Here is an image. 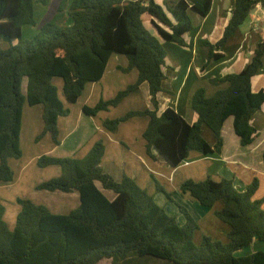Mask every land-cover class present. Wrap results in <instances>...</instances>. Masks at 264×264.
Returning a JSON list of instances; mask_svg holds the SVG:
<instances>
[{
    "label": "trees",
    "instance_id": "16d2710c",
    "mask_svg": "<svg viewBox=\"0 0 264 264\" xmlns=\"http://www.w3.org/2000/svg\"><path fill=\"white\" fill-rule=\"evenodd\" d=\"M51 0H0V183L14 181L10 161L23 157L21 131L25 105H42L44 129L40 139L50 135L60 145L59 119L71 111L60 97L55 80L63 83L66 103L76 104L90 83L100 82L113 55L125 56L128 66L122 71H138V80L114 99L83 107L86 116L119 104L147 83L153 109L130 111L117 119L103 121L111 133L130 119L147 117L144 132L147 149L157 151L173 168H178L197 151L204 156L220 155L222 131L229 118L243 147L256 139L253 117L264 105V91H252V79L261 73L264 40L253 59L238 74L216 78L215 85L226 89L208 97L205 89L193 96L191 106L199 116L191 125L179 113L167 108L161 115L159 93L164 91L167 53L160 40L185 45L184 37L193 29L190 13L207 16L212 0H63L55 17L44 23L32 40L23 39L24 27H36L35 5L48 6ZM235 7L224 37L216 44L201 41L207 64L224 59L218 53L264 0H234ZM152 16L159 38L143 23ZM159 22L166 29L158 25ZM27 79L26 94L23 79ZM209 130L214 143L205 137ZM106 148L95 143L82 159L42 156L40 168L58 166L61 175L44 182L38 190L77 192L80 206L67 215L53 214L43 205L18 199L21 210L11 231L0 200V264H264V252L235 257V253L264 243V198L255 200L258 180L244 192L234 182L187 180L181 186L201 206L221 205L217 218L229 228L228 243L205 237L195 243L197 224L181 208L186 225L181 227L137 182L124 176L117 181L101 163ZM264 161V158H263ZM114 194L109 199L98 187ZM168 197L170 195L168 194Z\"/></svg>",
    "mask_w": 264,
    "mask_h": 264
},
{
    "label": "crops",
    "instance_id": "0c3cea01",
    "mask_svg": "<svg viewBox=\"0 0 264 264\" xmlns=\"http://www.w3.org/2000/svg\"><path fill=\"white\" fill-rule=\"evenodd\" d=\"M164 1L156 0L161 6H164ZM234 7V0H212V7L207 16L190 13L194 29L185 35L184 46L160 40L167 53L164 68L167 79L163 85L164 91L158 95L159 115L167 108H171L189 124H195L199 116L191 106L194 94L199 89H205L207 96L212 97L218 91L227 88V85L213 84L214 79L241 73L251 62L258 45L264 40V9L261 5L252 11L248 20L228 44L217 50L224 56V59L213 60L207 64L205 51L200 45L203 40L211 44L222 40L232 18ZM41 12L46 14L47 8L42 7ZM152 21V16L148 14L143 16L146 29L159 38ZM156 23L168 30L159 22L156 21ZM26 32H28L27 36L32 39L37 34L38 28L25 29L24 27L23 39H25ZM127 66V58L115 54L109 61L103 79L100 82L88 84L76 104L69 105L65 99L61 98L71 113L59 119L60 145H55L50 135L40 139L44 122L41 132L31 139L32 128L38 123V115L43 121V107L42 105L24 106L20 136L23 157L20 160L10 161L15 173L14 181L8 184L0 183V200L5 207L4 220L8 228L13 231L16 227L17 217L21 210L17 203L18 199L31 200L57 215H67L76 210L80 206L77 192L59 193L37 189L44 182L61 175L60 167L40 168L38 160L42 156L82 159L88 155L95 143L102 141L106 152L101 167L106 173L112 175L117 181H121L124 176L134 179L139 186L155 198L169 215L177 218L181 227L186 225V217L181 208L187 210L197 224L196 244L205 237L227 243L229 228L216 216L221 205H215L213 208L202 207L189 194L182 193L181 186L187 180L203 182L211 179L219 182L226 179L233 181L235 187L244 192L257 179L259 190L254 199H263L264 105L261 111L253 117L252 124L258 134L250 146H242L235 132L234 119L229 118L222 131L224 145L220 155L206 157L194 151L178 168H173L157 151L153 149L148 151L143 138L149 124L147 117L133 118L123 122L115 133L103 127V121L107 119L121 118L130 111L153 109L147 83L124 99L118 107L102 112L96 118L86 116L83 112V107H94L100 101L112 100L121 91L136 83L139 76L138 71L123 72L122 69ZM252 91L254 93L264 91V65L261 73L252 79ZM205 137L209 143H214L213 136L208 129L205 131ZM31 140L34 147L42 146L44 152L43 149L33 151L30 145ZM109 199H114V195ZM253 246L255 252H264V243L255 241ZM254 250L251 253H254ZM107 262L111 264V261L107 260Z\"/></svg>",
    "mask_w": 264,
    "mask_h": 264
},
{
    "label": "rangeland",
    "instance_id": "374dc122",
    "mask_svg": "<svg viewBox=\"0 0 264 264\" xmlns=\"http://www.w3.org/2000/svg\"><path fill=\"white\" fill-rule=\"evenodd\" d=\"M60 1L61 0H51L50 1V3H49V5L48 6H44V5H42L41 3H37L36 5H35V16H36V18H37V21H38V24H37V28H38V30L40 29V27L41 26H43L44 25V23H46V22H48V21H50V20H52L54 17H55V15L58 13V10H59V7H60ZM41 7V8H40ZM42 7H44V8H47V13L45 14V13H43V12H41V9H42ZM25 29H34V27H32V26H29V27H25ZM34 31V30H33ZM27 34H28V32H26V35H25V40H32L30 37H28L27 36ZM62 81L60 80V79H56L55 80V85L59 88V90H60V97L61 98H63L64 99V96H63V94H62V83H61ZM23 87H22V89H23V92L25 93L26 92V89H27V80H26V78H24L23 79ZM74 119H76V117L74 118ZM43 123V121H42V119H41V117H40V115H38V123H37V125L35 124L34 126H33V130L31 131V134H32V136H31V139H32V137L35 135V134H37L38 132H41V126L43 125L42 124ZM43 144V143H42ZM30 145H31V147L33 148V151H41L42 149H43V147L41 146V147H34V144H33V141L31 140L30 141ZM43 152H44V149H43ZM55 167H57V168H59L58 166H55ZM44 176H47V175H44ZM99 185V187H101L102 188V186L100 185V184H98ZM104 193H106V196L107 197H109V198H112V196L114 195L112 192H110V191H105V190H103V189H101ZM49 192V191H48ZM56 192H59V193H61L60 191H56ZM159 203H160V201H159ZM69 204H71V203H69ZM161 204V203H160ZM72 206V205H71ZM203 207V206H202ZM193 212V214H196V212L195 211H192ZM203 241V240H202ZM202 241L201 242H197V244L198 245H200L201 243H202ZM228 243V242H227ZM227 243H224L225 245L227 244ZM253 250H254V246L252 245L251 247H249V248H245V249H243V250H241V251H239V252H237V253H235V257H237V258H240V257H246V256H250V255H252L253 253H251V252H253ZM254 252H255V250H254ZM108 262H107V260H105L102 264H107Z\"/></svg>",
    "mask_w": 264,
    "mask_h": 264
}]
</instances>
